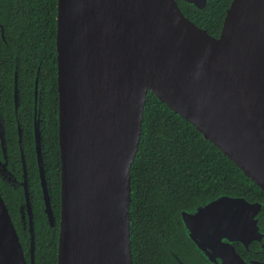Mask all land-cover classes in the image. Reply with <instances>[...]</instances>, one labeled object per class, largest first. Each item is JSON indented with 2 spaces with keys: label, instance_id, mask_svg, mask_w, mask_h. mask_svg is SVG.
I'll list each match as a JSON object with an SVG mask.
<instances>
[{
  "label": "water",
  "instance_id": "obj_1",
  "mask_svg": "<svg viewBox=\"0 0 264 264\" xmlns=\"http://www.w3.org/2000/svg\"><path fill=\"white\" fill-rule=\"evenodd\" d=\"M182 1L200 10L207 4ZM56 22L57 264H133L130 168L148 91L264 191V0H231L218 37L185 17L176 0H57ZM14 81L16 110V72ZM17 131L21 145L19 124ZM33 136L44 213L53 228L36 120ZM0 145L5 153L1 117ZM20 160L25 177L21 146ZM26 203L33 264L34 224ZM262 207L219 195L178 218L190 244L211 263L247 264L232 243L248 249L264 238ZM0 264H28L1 195Z\"/></svg>",
  "mask_w": 264,
  "mask_h": 264
},
{
  "label": "trees",
  "instance_id": "obj_2",
  "mask_svg": "<svg viewBox=\"0 0 264 264\" xmlns=\"http://www.w3.org/2000/svg\"><path fill=\"white\" fill-rule=\"evenodd\" d=\"M180 11L199 28L218 37L231 0H207L198 9L176 0ZM57 0H0V116L10 163L20 166L17 122L29 185L33 195V264H57L59 227L47 222L33 141L32 106L36 76L42 112L41 152L50 204L60 213L58 94L56 68ZM17 67V68H16ZM16 68V69H15ZM39 72L37 75V70ZM17 70L19 106L14 111V73ZM130 250L133 264H178L189 254V240L181 229L180 211L219 195L261 202L259 226L264 232V191L255 185L216 146L148 91L138 150L130 168ZM0 195L12 217L25 259L30 260V236L23 235L15 198ZM194 252V251H193Z\"/></svg>",
  "mask_w": 264,
  "mask_h": 264
},
{
  "label": "flooded vegetation",
  "instance_id": "obj_3",
  "mask_svg": "<svg viewBox=\"0 0 264 264\" xmlns=\"http://www.w3.org/2000/svg\"><path fill=\"white\" fill-rule=\"evenodd\" d=\"M3 38V35H1ZM17 68V67H16ZM15 68V69H16ZM17 73V70H15ZM39 72V68L37 70V75ZM15 75V73H14ZM17 86V84H16ZM14 90H15V81H14V88H13V103H14ZM17 94H18V106H19V91L17 88ZM40 90H38V77L36 76L35 82H34V88H33V106H32V124H33V135H34V122L35 120L40 125V122L42 121L41 118V108H40ZM18 109V107H17ZM17 109L15 110V103H14V111L17 112ZM17 114V113H16ZM1 117V116H0ZM15 122L18 123V120L15 119ZM40 130V129H39ZM5 136V134H4ZM34 141V138H33ZM19 144V141H18ZM20 146L22 148V145L19 144V152H20ZM35 150V148H34ZM23 151V150H22ZM21 161V160H20ZM26 165V164H25ZM25 177L22 170V163L20 162V166H16L13 163L11 164L9 161V157L7 154V148L5 153L2 152V148L0 145V186L3 189L4 194L8 198L11 203L14 204L15 198L18 203H16L19 221L21 224L23 235L28 232V208H27V200L29 201L31 211H32V218H33V193L30 189L29 185V176L27 173V169L25 172ZM26 183V184H24ZM5 201V200H3ZM51 205V204H50ZM44 210V206L42 207V211ZM52 210V207H51ZM44 212V211H43ZM55 220L54 229L59 227V216L56 217L53 213ZM60 214V213H59ZM11 217V216H10ZM12 220V217H11ZM13 223V220H12ZM34 224V221H33ZM14 225V224H13ZM15 228V227H14ZM16 230V229H15ZM17 233V232H16ZM18 236V233H17ZM19 239V238H18ZM190 244V242H189ZM235 252L249 264L250 262H256V263H263L264 262V238H262L260 241H252L248 244V249H246L241 243L239 242H233L232 243ZM191 248L194 249L193 245H191ZM194 251V252H193ZM191 250L190 255L189 254H183V257L181 258L183 260V264H221V260L219 258L214 259V262H210V260L205 256V254L200 253L197 250ZM24 253V252H23Z\"/></svg>",
  "mask_w": 264,
  "mask_h": 264
}]
</instances>
